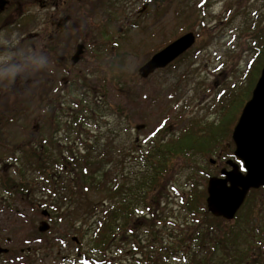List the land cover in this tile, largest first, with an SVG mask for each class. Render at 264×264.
Returning a JSON list of instances; mask_svg holds the SVG:
<instances>
[{
  "label": "rangeland",
  "instance_id": "rangeland-1",
  "mask_svg": "<svg viewBox=\"0 0 264 264\" xmlns=\"http://www.w3.org/2000/svg\"><path fill=\"white\" fill-rule=\"evenodd\" d=\"M199 1L77 0L80 4L77 19L80 21L78 27L67 35L65 54L68 57L75 55L77 44L84 45L85 52L80 62L66 72L67 87L62 97L66 113L63 114L62 110V121L66 132L65 120L68 122L70 116L84 106L89 108H84L88 110L85 121L81 112L82 123L77 127L81 134H74L79 140L70 143L66 136V140L59 145L61 148L67 149L65 144H68L82 151L84 138L94 142L96 148L118 146L125 138L122 129L128 130L126 137L142 145L159 129H162L160 134L166 130L165 134L171 136L184 126L204 129L214 127L212 124L216 127L221 124L226 106L235 94L249 85L248 72L258 61L254 33L264 28V0H206L207 10L200 17L191 7ZM145 5L146 9L141 11ZM25 23L26 28L31 24L24 33L27 36L28 32L41 27L43 17L33 16ZM189 26L192 29L187 30ZM105 31L110 34L104 36ZM189 31L197 37L189 53L147 78L140 76V67L155 53ZM12 34L17 35L10 28L3 31L0 43L12 41ZM33 59L41 65L39 72L48 70L39 56ZM73 83L80 85L76 92L70 89ZM24 100L28 98L14 101L12 107L15 111L20 107L23 111H19L18 123L4 128L7 139L4 142L9 144H0L7 150V146L8 149L14 148L12 140L20 143L15 150L19 149L17 157H21L19 147L29 134L36 131L45 135L47 127L43 125L41 114L47 113V110L41 107L42 102H37L39 98L35 96L30 107L21 106L20 101ZM3 105L10 107V100H3ZM240 106L237 105L234 112H238ZM234 117L226 118V123H232ZM238 118L230 125L225 138L227 142L231 141L230 133ZM141 125L144 128L137 130ZM21 127L28 128L29 134L24 135ZM116 127H121L118 137L112 133ZM100 136L103 137L101 141L97 139ZM9 156L11 154L3 156L6 160L0 156V243L2 248L9 250L8 254L0 256V264H65L69 259L74 261L72 264H79L82 254L78 258L76 255L81 242L72 240L77 235L69 233L65 224H56L57 217L43 215L45 208L50 210L49 201L53 198H42V195L54 194V189L43 188L44 192H37L34 196L12 194L13 191L4 189L6 178L9 181L19 178L18 164ZM213 157V154L206 158L197 156L195 161H206L209 168V158ZM178 163L174 177L164 191L165 196L160 197L159 208H164L166 214H173L178 223L187 221L186 227L191 226V218L183 208L182 200L189 194L192 163L187 160H179ZM196 178L199 181L197 185L206 194L208 179ZM196 219L202 221L200 215ZM43 221L50 226L46 232L39 231ZM212 230L208 243L210 248L206 251L212 250L208 258L215 260L213 263L223 258L222 251L214 252L217 240L227 237L230 238V241L227 239V249L234 250L235 256L241 255L243 264H253V254L258 248L260 261L264 263V240L258 241L254 233L264 232V188L251 191L245 208L236 220L218 221ZM233 238L237 239V243L232 242ZM120 259H125V256ZM173 264L181 263L176 260Z\"/></svg>",
  "mask_w": 264,
  "mask_h": 264
},
{
  "label": "trees",
  "instance_id": "trees-1",
  "mask_svg": "<svg viewBox=\"0 0 264 264\" xmlns=\"http://www.w3.org/2000/svg\"><path fill=\"white\" fill-rule=\"evenodd\" d=\"M205 2L200 0L191 5L199 17L207 10ZM190 29L189 26L187 30ZM108 34L103 32L104 36ZM254 37L258 61L248 72L249 85L235 94L226 108L224 106L226 111L217 127H226L230 131V125L238 118L241 107L251 97L260 77L264 65V28L256 31ZM70 89L76 90L73 84ZM36 98L45 109L40 90H37ZM27 103L21 106L29 107V100ZM237 105H241L240 109L234 112ZM84 108L70 116L68 122L65 120L67 142L76 143L79 140L74 134H81L77 128L82 123L81 112L83 120L87 119L88 110ZM19 111L23 108L14 112L9 109L11 114L2 117L4 124L12 126L18 123ZM41 114L43 118L48 117L45 112ZM49 116L53 118L52 113ZM232 116L235 120L226 123V118ZM55 118L58 119V115ZM120 128L116 127L112 132L115 137H118ZM215 129L189 126L171 136L165 134L166 130L160 134L162 129H159L142 145L126 137L128 130L122 129L125 138L118 146L96 148L94 142L84 138L83 149L79 151V147L68 144H65L67 149L55 143L48 144L40 132L29 134L28 128L21 127L24 135L29 134L19 147L22 158L16 156L19 149L15 151L20 143L11 141L14 150L8 149V146L5 150L0 145V156L11 154L12 157H9L13 162L16 160L19 172L17 181L6 178L3 187L7 192L11 190L12 194L24 196L42 193L43 188L54 189V194L42 195V198H53L49 201L50 210L45 209L58 218L56 224H65L69 233L78 236L74 237L78 238V243L81 242L76 255L78 258L82 254L79 264H173L176 260L181 264H243L241 255L235 256L234 250L227 249L229 237L218 239L215 244V254L222 251L223 258L216 263L208 258L212 252L206 251L210 248L209 235L220 218L213 217L205 207L206 194L197 185L199 181L196 177L206 180V176L197 167L191 169L189 194L182 200L183 208L191 218V226L184 227L187 221L178 223L173 214H166L164 208H159L160 197L165 196L164 191L174 177L175 165L179 164V160L196 162V156L214 147L217 144ZM32 134L36 139L30 141ZM2 136L5 137V133ZM97 139L101 141L103 137ZM4 141L7 139L3 138L0 144H9ZM27 172L30 175L25 176ZM198 215L202 217V222L196 221ZM139 216H142L141 219ZM232 242L237 243V239L233 238ZM123 255L125 259H120ZM69 260L65 264L74 262Z\"/></svg>",
  "mask_w": 264,
  "mask_h": 264
},
{
  "label": "flooded vegetation",
  "instance_id": "flooded-vegetation-1",
  "mask_svg": "<svg viewBox=\"0 0 264 264\" xmlns=\"http://www.w3.org/2000/svg\"><path fill=\"white\" fill-rule=\"evenodd\" d=\"M79 14L80 4L77 0H0V35L8 28L17 33V35H11L12 41L5 40V44L0 43V143L5 138L2 134L7 129L2 121L3 115L8 116L11 114L9 109L14 112L15 109L12 105L17 98H28L29 104L32 103V99L37 95V90H40V93L43 94V107L47 110L45 114L48 115L47 118H44V125L47 126L46 134L43 138L44 142L61 145L66 140L67 132L62 121L63 114L65 113L62 97L67 87L66 72L75 64L72 62L74 55L68 57L65 54V47L68 33L78 27L80 19H77V16ZM40 15L43 17L41 27L28 32L27 36H25V31L31 27L30 24L26 28L25 21L33 16ZM32 23H35V21L32 20ZM79 45L77 44L76 51ZM35 56H39L42 62L44 61V65L48 68L46 72H39L41 65L34 62L33 57ZM177 60L173 63L177 62ZM73 85L76 89L75 91H78L80 85H77V83H73ZM3 100H10V107L3 105ZM28 100L21 101V104L25 105L24 102L27 103ZM50 113L53 114V118L49 116ZM57 115L58 119L55 118ZM212 125L216 127L214 124ZM35 133L37 132L35 131ZM232 133H230L231 141L227 142L225 138L229 134V128L216 127L215 141L218 145L216 144L214 147L208 148L204 154L198 155L201 158H206L211 154L214 155L213 158H209V168L206 166V161L198 163L196 160L191 165L192 170L195 169L194 167H197L208 180L211 177L222 178L224 173L234 168V164L238 166L241 172H245L242 162L235 155L236 146ZM35 139L36 137L32 134L30 141ZM262 188L264 187L259 189ZM200 190H202L203 194L205 193L202 188ZM255 190L251 189L249 191L244 204L231 221L237 219V215L245 208L251 191ZM205 197L207 198V192ZM206 198L204 204L207 208ZM223 220L228 221L220 218V221ZM196 221L201 220L196 219ZM244 231L250 232L249 229ZM254 233L258 241L264 240L263 231H255ZM259 256L260 252L258 248V251H255L253 254V264H264L260 261Z\"/></svg>",
  "mask_w": 264,
  "mask_h": 264
},
{
  "label": "water",
  "instance_id": "water-1",
  "mask_svg": "<svg viewBox=\"0 0 264 264\" xmlns=\"http://www.w3.org/2000/svg\"><path fill=\"white\" fill-rule=\"evenodd\" d=\"M147 5L142 9L144 11ZM196 43V35L190 31L177 38L162 50L155 53L139 69L140 76L147 78L156 70L164 69L190 50ZM84 54V45H79L72 57L77 64ZM143 126L137 127L138 130ZM236 146L235 155L243 163L245 172H241L237 165L222 178L211 177L207 185V208L217 218L231 221L244 204L251 189L264 187V65L260 77L252 91L251 98L246 102L232 133ZM43 215L49 217L47 210ZM46 221L41 223L40 232L49 229ZM73 241L79 242L73 237ZM8 249L0 244V255L7 254Z\"/></svg>",
  "mask_w": 264,
  "mask_h": 264
}]
</instances>
